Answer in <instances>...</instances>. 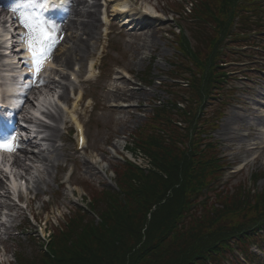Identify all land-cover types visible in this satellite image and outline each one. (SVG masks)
I'll list each match as a JSON object with an SVG mask.
<instances>
[{"label": "rangeland", "instance_id": "obj_1", "mask_svg": "<svg viewBox=\"0 0 264 264\" xmlns=\"http://www.w3.org/2000/svg\"><path fill=\"white\" fill-rule=\"evenodd\" d=\"M85 1L89 7L94 2V0ZM135 1L131 0L132 8H135V10L137 8L142 11L148 4L155 5L160 10L161 18L158 23L155 22L156 26L152 27L146 35L137 37L136 30L126 31L118 24V22L122 21V18H117L113 9L108 13L105 10V4H107L108 0H98L99 17L103 24L99 27L96 38L89 42L91 54L83 63L85 66L75 63L73 66L67 67L62 63L60 56L73 45L76 36L83 38V32L80 29L67 31V38L58 48L50 69L45 72V76H51L56 83H48L47 81L44 84H36L35 93L29 96L32 103L31 108L28 107V109L31 110L29 116L32 117V120L27 121V126L42 130L41 134L43 136H50L51 134L50 129L45 130L42 127L43 124L47 123L56 129L58 128L54 143L48 140L44 141V148L41 149L36 146V143L40 140L33 138V145L28 146L29 150H33L37 154L42 153L41 156L48 160L38 163L32 160L31 153L29 154L31 157H26L22 152L6 158L3 157V159L4 161L20 159L21 165L15 162L10 169L15 173L16 177L19 174L26 177L28 181L26 184L27 193L30 190L28 199L32 200L33 196L37 195V199L31 202V208L34 211L39 212V209L44 206L49 207V212L52 213L56 212L58 208V214L60 215L68 212L69 207L75 208L78 204H81L80 197L85 195L83 190L72 196L71 191L67 190V188H60L58 182L53 180L56 175L66 177L62 171L57 169L58 164L63 165L65 163H68V166L73 164L76 167L77 165L80 166L74 170V179L77 182H83V180L88 179L86 184L90 188L91 193L99 203L103 202L106 197V187H103L100 181L103 180L108 185L114 184L111 179L113 172L110 163L116 161L108 150L106 152L103 149L109 143L124 140L123 136L125 133L131 131L137 133L139 131L143 134L148 133L152 122H146L145 119L147 114L152 113L154 108L152 110L151 108L154 101L158 99L171 100L167 90L163 87L164 85L156 83L147 87L142 83V81L148 83V78L146 79V77L149 75H151V79H154L157 76L168 73L171 68L170 63L175 61L177 45L172 34L167 33L175 26V21L170 17L171 13L168 7L170 0H137L136 4ZM82 9L86 8L83 7ZM16 16L24 38H36L37 33L34 34V31L30 29L31 25L27 22H21L24 17L21 11H17ZM74 20H78V17L74 16ZM160 21L162 23H159ZM180 23L185 27L189 25L183 20H180ZM238 30L249 35L248 38L239 42L259 45V49H255L257 54L254 57L231 54L235 57L240 56L241 59L253 58V61L242 65L231 64L227 66L228 70L232 71L233 69L235 71L227 77L224 85L218 84L217 87L213 88L217 96L209 98L206 104L207 113H200L201 117H207L218 107L222 109L221 112H218V114L222 113V116L218 119L216 129H212V134L213 140L220 143L219 146H222L223 155L227 158L228 167L225 168L222 182L230 183L228 191L230 194L236 191L231 188V185H240L243 181L250 184L252 172L259 174V181L255 184V188L259 191H264V137L261 139L264 127L260 125V122L264 121V72L259 70L260 67L264 66V21L263 25L255 30H248L244 27ZM189 32L187 30V34ZM207 32L203 28L192 32V43L199 46L204 54H208L209 36ZM239 42H235V39H227L226 44L235 43L236 46L231 45V47H234L233 50H235L238 49L237 45L240 44ZM241 51L243 52L244 50ZM104 55L106 57L104 62H102ZM0 63H2V58H0ZM100 67L103 68L101 76H99ZM2 68L4 69L5 67L2 66ZM63 74H67V77L63 78ZM161 79L165 78L162 77ZM66 85L70 86V88L82 89V92H85L83 105L86 108H79V110L82 113L81 119L85 126L88 148L78 152H76L74 128L72 127L73 131L69 132V135L66 133L67 124L65 122L71 117L61 108V106L65 107L67 103V100L63 98V88ZM72 96L73 94L70 95V97ZM72 110L74 108L70 111ZM198 113L193 115L191 120H196ZM53 116L59 117V119L55 120ZM186 121L188 123V120ZM227 123L230 126V130H224ZM248 124L256 132L247 138L248 130L245 127ZM199 137L204 138V135L202 134ZM253 142H259L261 147L255 148L250 153L245 152L246 144L250 145ZM23 145L26 146L25 144ZM68 154H76L77 159L67 162L66 156ZM256 156L258 157L257 160L255 159ZM98 158H101L102 161L98 160ZM222 159L221 156L218 157L219 162ZM89 160H93L98 168L89 163ZM246 162L247 165L242 172L233 174L236 169ZM106 163H108V167L105 166ZM28 167H31L30 171H26ZM70 168L67 167L65 173ZM89 168L91 172L88 170ZM219 181L220 179L216 180L212 188H215ZM210 190L206 194H198L196 201L201 202L204 199H211L207 197L211 193ZM0 192L3 193V191ZM216 192L221 193L223 191ZM5 197L2 196V198ZM49 198L51 200L48 203L46 200ZM216 202L217 199L214 198L211 201V207L221 208L220 205L215 204ZM100 205L103 209L106 206L105 203ZM196 210L208 214L212 209L198 204ZM8 211V209L3 210L0 216V238L2 239L0 242H4V245L0 248V261L4 264H11L14 259L12 252L17 251L18 253L19 248H21L25 256H34L33 252L37 251L34 247V242L26 237V234L17 235V226L20 229L19 226L23 216L16 217L12 215L13 213H8ZM164 215L166 214L164 213ZM225 218L228 219L227 216ZM233 219L242 220L241 215H236ZM228 223L231 222L228 221ZM23 227L24 224L21 225V229ZM156 241L157 239H155ZM166 244L171 245V242L168 241ZM250 247H253L254 250L259 247L264 248L263 239L258 238L250 241ZM261 251L260 263L264 264V250L261 249ZM177 262L176 264H178ZM15 264H17V261H15Z\"/></svg>", "mask_w": 264, "mask_h": 264}, {"label": "trees", "instance_id": "obj_2", "mask_svg": "<svg viewBox=\"0 0 264 264\" xmlns=\"http://www.w3.org/2000/svg\"><path fill=\"white\" fill-rule=\"evenodd\" d=\"M236 1L225 0L222 5V15L229 16L225 23L232 18L233 8L237 6ZM221 21L224 22L222 19ZM161 139L153 140L161 142ZM206 155L208 156L207 153ZM191 166L190 153H181V156L172 158L170 162H162V171L166 176L144 175L142 188L133 184V178L126 180L125 187L133 185L129 200L135 211L131 214H138L139 221L135 222L130 218L126 220L125 216L119 220L117 216L114 229L110 231L106 228L104 232L95 231V227L87 226L83 233L73 240L74 243L60 238L57 241L58 255L49 263H194L201 260L205 252L212 249L219 240L235 233L249 231L254 223L264 219L263 199L259 202H248L239 201L235 196L228 201V207L224 205L222 208L213 209L207 215L195 213L188 224L181 227V219L191 212L189 196L196 193L189 178ZM129 171L132 172L130 169ZM126 182L130 184L127 185ZM236 215H241L242 220L233 219ZM166 235L168 238L165 244H159L155 253L148 248V245L150 247L155 244V239L160 240ZM168 241L171 245L166 244ZM40 264H46L45 260L42 259Z\"/></svg>", "mask_w": 264, "mask_h": 264}, {"label": "bare ground", "instance_id": "obj_3", "mask_svg": "<svg viewBox=\"0 0 264 264\" xmlns=\"http://www.w3.org/2000/svg\"><path fill=\"white\" fill-rule=\"evenodd\" d=\"M74 1V5L71 8V14L72 16H70L68 18V21L65 22L64 25H62V32H66V31H73L74 29L76 30H81L83 32V38H79L78 36H76V39L73 42V45L70 46L66 52H64L60 58L62 60V63L69 67L71 66L75 61H78L80 63H84L86 58L88 57V55H90L91 51H90V39H94L96 38L97 35V31L99 29V25H100V19H99V3L98 0H94L92 6H87V3L85 0H72ZM127 5L128 6V2L127 0L125 1H120V0H112V7H113V11L115 12L116 15H121L122 13L120 12L121 5ZM83 7H85L86 9H82ZM151 7V6H150ZM154 8H156L155 6H153ZM125 11H128V8H122ZM1 15V14H0ZM74 16L78 17V20H74ZM128 17H131L132 21L135 22L137 21V18H135V14H129ZM150 18V17H149ZM130 19V20H131ZM1 20V17H0ZM151 19H147V20H143L141 22H138L136 24H141V25H137V27L139 28V32L137 34V37H141L146 35V33H148L151 28H152V21H150ZM67 36V33H66ZM85 36V38H84ZM69 37V35H68ZM2 41H0V48L3 47ZM1 54V52H0ZM16 70V68H15ZM67 76H63V78H66ZM41 81L45 80V76L40 77ZM48 79H50V77H48ZM55 83V82H53ZM23 88V86H17L15 88V90L20 91ZM67 88V87H66ZM29 91V89L27 90ZM63 97L65 99H69V96L67 95V93H64ZM70 100V99H69ZM29 101V98H26L25 104ZM25 104L21 105L20 108H24L25 109ZM82 105L83 104V97L80 96L77 99V105ZM77 117V116H76ZM53 118L55 120H57L58 117L53 116ZM261 125H264V121L260 122ZM79 125V123H78ZM43 127L50 129V126L47 124H44ZM247 130H250V126L246 127ZM224 130H230V126L227 123V125H225ZM53 131V133L46 138L49 141H54L55 136H56V130L53 129L51 130ZM256 132L255 129H252L251 131V135H254ZM28 146H31L33 144V142L31 140L28 139V141L26 142ZM255 143H259V142H255ZM256 147V146H254ZM254 147H248V150H253ZM13 148H17L19 151L24 152V155L26 157H30L29 154L31 153V151L27 148V147H13ZM32 155L37 159V162H43V161H47L48 159L45 158L44 156H40V154H33ZM16 162H20V160H16ZM64 183V181L62 182ZM0 189L4 190L5 195L8 196V194L10 193V191L6 188L5 184L0 180ZM1 197V196H0ZM11 204H6V203H0V213L3 210V207H7L9 208Z\"/></svg>", "mask_w": 264, "mask_h": 264}]
</instances>
